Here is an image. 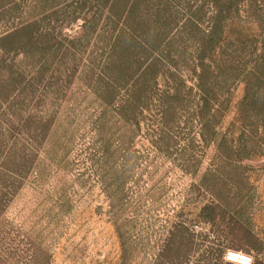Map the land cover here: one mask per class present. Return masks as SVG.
Returning a JSON list of instances; mask_svg holds the SVG:
<instances>
[{
    "label": "rangeland",
    "instance_id": "rangeland-1",
    "mask_svg": "<svg viewBox=\"0 0 264 264\" xmlns=\"http://www.w3.org/2000/svg\"><path fill=\"white\" fill-rule=\"evenodd\" d=\"M264 264V0H0V264Z\"/></svg>",
    "mask_w": 264,
    "mask_h": 264
},
{
    "label": "built area",
    "instance_id": "built-area-1",
    "mask_svg": "<svg viewBox=\"0 0 264 264\" xmlns=\"http://www.w3.org/2000/svg\"><path fill=\"white\" fill-rule=\"evenodd\" d=\"M225 259L235 264H253L252 256L232 250H230L227 255H225Z\"/></svg>",
    "mask_w": 264,
    "mask_h": 264
}]
</instances>
